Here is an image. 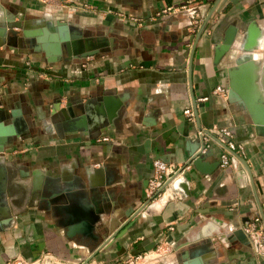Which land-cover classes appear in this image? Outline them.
I'll use <instances>...</instances> for the list:
<instances>
[{
    "label": "crops",
    "instance_id": "crops-1",
    "mask_svg": "<svg viewBox=\"0 0 264 264\" xmlns=\"http://www.w3.org/2000/svg\"><path fill=\"white\" fill-rule=\"evenodd\" d=\"M68 1L70 5L59 8L36 0H0V19L19 17L31 30L61 21L82 30L93 42L105 41L94 55L66 60L63 53L52 60L23 46L19 38L15 46L8 45L0 35V109L6 123L10 111L19 110L29 127L1 153L13 176L16 204L12 224L0 229V264L14 256L33 259L43 252L63 264H81L120 227L127 210L143 204V210L85 264H126L129 257L151 252L159 244L165 249L142 264H181L188 249L216 231L230 236L226 242H212L211 264H248L253 253H264L243 225L259 216L256 226L264 235V136L256 133L240 106L214 92L217 86L227 89V69L239 56L251 23L262 35L256 60L264 62V0H220L199 35L190 66L195 37L215 0ZM84 3L90 9H80ZM181 5L194 7L199 17L178 9L148 19L158 9ZM117 11L146 20L139 25L122 19ZM231 25L237 29L236 39L215 64V46ZM105 96L122 100L119 117L106 130L69 133L50 118L58 100L65 107ZM192 96L197 116L189 119L183 110L193 111ZM215 127L229 128L231 140L241 149L230 152L227 165L218 164L208 173L211 162H220L225 151L221 143L208 136L203 148L208 155L200 169L190 161V153L201 142L198 131ZM235 153L250 168L262 213L249 173ZM156 158L173 167L187 166L177 179L180 183L163 188L150 200L146 185ZM35 168L40 172H33ZM85 172L93 182L109 181L111 189L110 220L91 233L80 226V207L54 208L31 192L34 180L47 173L72 180ZM239 226L250 245L232 233L231 228Z\"/></svg>",
    "mask_w": 264,
    "mask_h": 264
},
{
    "label": "water",
    "instance_id": "water-1",
    "mask_svg": "<svg viewBox=\"0 0 264 264\" xmlns=\"http://www.w3.org/2000/svg\"><path fill=\"white\" fill-rule=\"evenodd\" d=\"M219 1L220 0H215L213 2L195 37L191 49L189 66L199 35ZM15 19L16 16L13 15H8L6 19H0V25L2 27L0 35L5 38V42H7L8 45L15 46V40L19 38L22 40L23 46L39 52H44V54L48 56V59L52 58V60H54L59 57L61 58L63 53H65L64 58L66 60L72 58H85L98 53L102 44L105 45V41L100 43L99 39H97L93 42L85 37L82 30L61 21L54 23L49 22L46 23V27L42 26V28H40L37 26L35 30H31L28 24L25 22L23 23L21 18L18 17L17 21H15ZM236 34L237 29L234 25L227 28L221 43L215 46V64L231 50L236 39ZM261 36V32L256 27L255 23H251L240 43L239 56L235 59L234 65L227 69V100L229 103L240 106L249 115L256 133L260 136H264V95L263 97L260 96L261 92L264 93V82L262 81V78L264 80V62L260 63L256 60L257 57L252 54L260 46ZM189 75H191V71H189ZM192 102L194 115L197 116V109L193 96ZM121 105L122 100L119 97L116 98L113 96L102 97L99 101L88 98L85 102L77 101L75 103H67L65 107H60V100H58L50 109V118L58 127L63 126L69 133L86 131L90 134L93 131L98 132L101 129L106 130L109 124L119 117ZM5 115V111L0 109V229L12 224V206L16 204L15 199L12 198L11 192L13 187L11 184L14 183L13 176L8 171L7 161L2 157L1 153L12 145L14 137L24 135V133L28 131V124L19 110L13 109L10 111L11 120L8 123L5 122ZM205 132L219 143L215 135L208 130ZM221 145L224 147L223 144ZM198 148H200L199 151H196ZM203 148L204 142L201 139L199 146L195 150L196 152L192 151L190 153V161L199 169L203 165L204 157L208 155L207 151H202ZM235 154L249 173L253 192L258 200L259 208L262 213V207L257 196L250 168L241 156L237 153ZM211 163L214 164L209 165L205 170L208 173L219 164L217 160ZM33 172L40 171L38 168H35ZM179 181L180 180H176L173 184L180 183ZM109 184V181L93 182L87 172H85V176L82 174L76 175L72 180L63 176V174L47 173L43 177L37 178L36 181L34 180L31 186V192L42 199H48V202L53 205L54 208H69L70 205H77L80 207V226H83L85 230L91 233L96 226L107 225L110 220L111 189L107 187ZM144 206L145 204L140 206L137 210L133 208L127 210L126 219L120 227L124 228L127 226L133 216L142 211ZM102 214L108 215L107 218L105 219ZM247 224L248 223L243 222L244 226ZM120 227L106 236L88 258L91 257L98 248L107 243L109 239L119 234L123 229H120ZM231 229L232 233L235 234L242 243L250 245V242L247 241L246 233L240 226ZM229 236V234L224 232L216 231L211 237L205 238L204 241H201L195 247L188 249L182 256L181 264H211L215 255V252H213L210 247L212 242H226ZM256 246H258V244ZM88 258L81 264H85ZM247 261L248 264H264V253H253L252 256L247 258Z\"/></svg>",
    "mask_w": 264,
    "mask_h": 264
},
{
    "label": "built area",
    "instance_id": "built-area-1",
    "mask_svg": "<svg viewBox=\"0 0 264 264\" xmlns=\"http://www.w3.org/2000/svg\"><path fill=\"white\" fill-rule=\"evenodd\" d=\"M36 1L45 6H54V7H59V8L70 5L68 0H36ZM79 7L80 9H85V10L90 9V5H88L87 3L79 5ZM178 9L191 12L193 18L199 17V14L195 10L194 7H186V5H181L179 7H174V8L172 6H168L166 8L158 9L148 19L152 20L155 17H160L162 15L169 13L170 11H175ZM117 15L121 17L122 19L132 21L139 25L142 24L144 20H146V18L143 19L142 17L126 15L122 11H117ZM214 92L219 94L224 100L227 99V89L224 86H217ZM183 113L189 119L194 118V113L190 108L183 110ZM209 132L213 133L218 138L219 143L224 145L225 151L221 152L220 154L219 164L221 166L227 165L230 161V154H231L230 152L235 151L237 148L241 149V145H237L234 143L233 140H231L232 133L229 128H226V127L216 128L215 127L209 130ZM197 136H199L203 140L204 143H207L209 140L208 135L203 130L198 131ZM105 139L107 138L105 137ZM202 151H204V149ZM152 166H153V171H152L151 176L148 178L147 185H146V194L150 200L155 199L161 193L160 191L163 188L170 187L175 180L179 179L187 165L177 168V167L171 166L169 163L165 162L162 159L156 158L153 160ZM258 220H259V216H256L252 220V222H249L246 225L245 228L257 240L258 248L264 251V239H263L264 235L262 234H261L262 236L259 235V231L256 226V223ZM169 228H172V226H169ZM164 249H165V246H162L161 244L157 245L155 248V250H160V251H163ZM149 253L150 252H144L143 254H137L135 255V258L137 259L138 257H142V256L146 257ZM131 259L132 257H129L127 261L128 260L131 261ZM127 261H126V264H128ZM46 263L63 264L61 260H58L50 252H43L38 257L33 258V259H26L22 256H14V257L9 258L4 264H46Z\"/></svg>",
    "mask_w": 264,
    "mask_h": 264
},
{
    "label": "rangeland",
    "instance_id": "rangeland-1",
    "mask_svg": "<svg viewBox=\"0 0 264 264\" xmlns=\"http://www.w3.org/2000/svg\"><path fill=\"white\" fill-rule=\"evenodd\" d=\"M158 252H161V251L160 250H153L146 257L142 256V257H138L137 259L135 258V256H132L131 261L128 260L127 263L128 264H142L146 261V259L149 262L151 260L149 257H152V255H155Z\"/></svg>",
    "mask_w": 264,
    "mask_h": 264
},
{
    "label": "bare ground",
    "instance_id": "bare-ground-1",
    "mask_svg": "<svg viewBox=\"0 0 264 264\" xmlns=\"http://www.w3.org/2000/svg\"><path fill=\"white\" fill-rule=\"evenodd\" d=\"M252 54H253L254 56H256V55H257V54H256V52H253ZM262 81L264 82L263 78H262ZM263 95H264V93H263V92H261V93H260V96H261V97H263ZM175 181H176V180H175ZM175 181H174V182H175Z\"/></svg>",
    "mask_w": 264,
    "mask_h": 264
},
{
    "label": "flooded vegetation",
    "instance_id": "flooded-vegetation-1",
    "mask_svg": "<svg viewBox=\"0 0 264 264\" xmlns=\"http://www.w3.org/2000/svg\"><path fill=\"white\" fill-rule=\"evenodd\" d=\"M28 131H29V127H28ZM28 131H27V132H28Z\"/></svg>",
    "mask_w": 264,
    "mask_h": 264
}]
</instances>
